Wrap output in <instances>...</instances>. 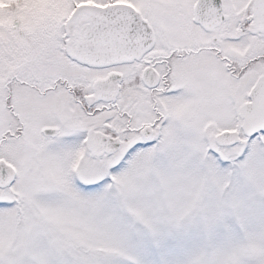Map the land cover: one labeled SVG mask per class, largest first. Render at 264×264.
<instances>
[{
  "label": "snow or ice",
  "instance_id": "1",
  "mask_svg": "<svg viewBox=\"0 0 264 264\" xmlns=\"http://www.w3.org/2000/svg\"><path fill=\"white\" fill-rule=\"evenodd\" d=\"M0 264H264V0H0Z\"/></svg>",
  "mask_w": 264,
  "mask_h": 264
}]
</instances>
